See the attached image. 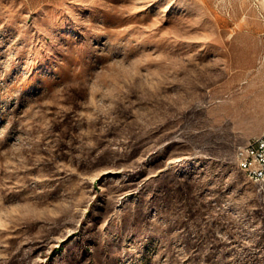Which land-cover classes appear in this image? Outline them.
Here are the masks:
<instances>
[{
    "label": "rangeland",
    "instance_id": "1",
    "mask_svg": "<svg viewBox=\"0 0 264 264\" xmlns=\"http://www.w3.org/2000/svg\"><path fill=\"white\" fill-rule=\"evenodd\" d=\"M264 0H0V264H264Z\"/></svg>",
    "mask_w": 264,
    "mask_h": 264
},
{
    "label": "built area",
    "instance_id": "2",
    "mask_svg": "<svg viewBox=\"0 0 264 264\" xmlns=\"http://www.w3.org/2000/svg\"><path fill=\"white\" fill-rule=\"evenodd\" d=\"M237 155L243 169L264 180V133L239 145Z\"/></svg>",
    "mask_w": 264,
    "mask_h": 264
},
{
    "label": "bare ground",
    "instance_id": "3",
    "mask_svg": "<svg viewBox=\"0 0 264 264\" xmlns=\"http://www.w3.org/2000/svg\"><path fill=\"white\" fill-rule=\"evenodd\" d=\"M240 166L242 167V162H239ZM243 168V167H242Z\"/></svg>",
    "mask_w": 264,
    "mask_h": 264
}]
</instances>
